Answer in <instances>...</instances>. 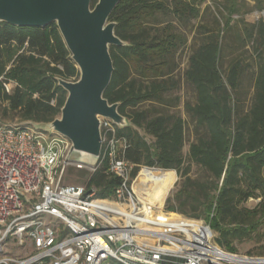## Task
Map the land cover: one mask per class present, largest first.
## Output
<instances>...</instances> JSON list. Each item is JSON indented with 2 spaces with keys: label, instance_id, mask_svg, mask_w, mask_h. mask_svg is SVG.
<instances>
[{
  "label": "trees",
  "instance_id": "16d2710c",
  "mask_svg": "<svg viewBox=\"0 0 264 264\" xmlns=\"http://www.w3.org/2000/svg\"><path fill=\"white\" fill-rule=\"evenodd\" d=\"M239 1L122 0L110 21L129 45L111 47L115 71L104 93L132 122L118 128L128 142L130 188L140 195L146 189V199L155 190L147 185L156 183L155 204L206 220L231 253L235 239L252 237L264 224V21H247ZM254 7L262 10L264 0ZM186 47L191 52L181 72L176 55ZM79 76L56 24L0 22V121H53L67 97L57 78ZM183 87L194 101L183 100ZM194 165L203 180L192 178ZM177 175L179 190L168 198ZM122 182L103 160L84 185L110 199ZM250 198L260 202L241 207Z\"/></svg>",
  "mask_w": 264,
  "mask_h": 264
},
{
  "label": "built area",
  "instance_id": "2783aa9c",
  "mask_svg": "<svg viewBox=\"0 0 264 264\" xmlns=\"http://www.w3.org/2000/svg\"><path fill=\"white\" fill-rule=\"evenodd\" d=\"M253 17L264 21V8ZM102 139L98 164L87 166L67 160L71 142L63 136L32 122L0 121V264H264V257L222 248L206 220L144 201L130 188L128 142L111 120H102ZM103 160L110 174L123 175L113 198L65 183L69 167L94 172ZM44 216L65 225L62 237ZM9 237L30 254L1 256Z\"/></svg>",
  "mask_w": 264,
  "mask_h": 264
},
{
  "label": "water",
  "instance_id": "95a60500",
  "mask_svg": "<svg viewBox=\"0 0 264 264\" xmlns=\"http://www.w3.org/2000/svg\"><path fill=\"white\" fill-rule=\"evenodd\" d=\"M122 0H0V22L19 27L56 24L72 60L77 80L57 78L67 91L60 116L51 122L32 124L57 133L71 142L67 160L96 166L103 148L102 120L118 128L132 126L119 112L120 102L110 103L104 93L115 71L112 46L129 45L116 35L112 12Z\"/></svg>",
  "mask_w": 264,
  "mask_h": 264
},
{
  "label": "rangeland",
  "instance_id": "374dc122",
  "mask_svg": "<svg viewBox=\"0 0 264 264\" xmlns=\"http://www.w3.org/2000/svg\"><path fill=\"white\" fill-rule=\"evenodd\" d=\"M210 2V0H208ZM219 3H223L224 0H215ZM214 2V0H212ZM240 5H241V12L246 14V20L247 21H253L254 17L252 15L253 11L256 10L255 6V0H240ZM194 34L192 31L189 32V39L190 41H193ZM191 50L189 47L184 48L183 50H180L177 53V60L179 62V70L183 72L187 65H188V56L190 54ZM181 95L183 96V100H191L194 101V94L192 91L187 88L183 87L181 90ZM2 106L0 104V117L2 118ZM188 118V117H187ZM8 120V119H6ZM13 122V121H12ZM14 122L21 123L19 120H14ZM190 130L187 132V142L184 146L183 153L185 156L188 155L189 152V144L193 140V135ZM149 137V136H148ZM150 138V137H149ZM90 176V171L86 169H77L74 167H69L67 169L66 175H65V183H70V184H81L84 185ZM192 178H200L201 180L204 179L205 174L200 171L196 165L193 166L192 172H191ZM182 181V178H180L177 175L176 182L174 183L173 187L170 189L168 198H173L174 194L179 190L180 183ZM167 198V197H166ZM166 198L163 201V204L166 200ZM260 202V198H250L244 203L241 204V207H246V208H254L258 203ZM168 204V203H167ZM165 204V206L167 205ZM163 205H160L161 207ZM166 211V209H164ZM44 219L48 221L54 228L61 229L60 231V236L62 237L63 234L65 233V225H62L63 223L55 218V217H50V216H44ZM216 241L218 242L219 238V233L216 232ZM219 244V243H218ZM232 245L236 248V254L238 255H243V256H248V257H264V224L260 227V229L253 233L252 237L246 236L241 239H235L232 242ZM224 248V247H223ZM30 254V250L28 248H23L20 245V241L18 238L15 237H9L4 244V249L1 254L3 255H8V256H13L17 258H25Z\"/></svg>",
  "mask_w": 264,
  "mask_h": 264
},
{
  "label": "bare ground",
  "instance_id": "6f19581e",
  "mask_svg": "<svg viewBox=\"0 0 264 264\" xmlns=\"http://www.w3.org/2000/svg\"><path fill=\"white\" fill-rule=\"evenodd\" d=\"M145 192V190H144ZM144 192L141 194L142 198L144 199V201H147V202H150V203H154L153 202V195H151L149 198H146L144 197Z\"/></svg>",
  "mask_w": 264,
  "mask_h": 264
},
{
  "label": "crops",
  "instance_id": "0c3cea01",
  "mask_svg": "<svg viewBox=\"0 0 264 264\" xmlns=\"http://www.w3.org/2000/svg\"><path fill=\"white\" fill-rule=\"evenodd\" d=\"M150 184H154L155 185V190H154V192L151 194V195H153V197H154V195L157 193V191H158V185L156 184V183H154V182H150L148 185H147V187L150 185ZM146 187V188H147ZM146 190V189H145Z\"/></svg>",
  "mask_w": 264,
  "mask_h": 264
}]
</instances>
